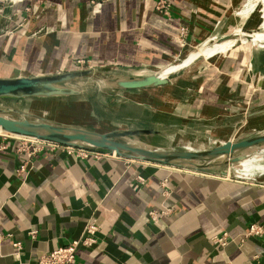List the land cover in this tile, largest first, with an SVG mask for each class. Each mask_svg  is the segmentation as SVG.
<instances>
[{
	"label": "crops",
	"instance_id": "1",
	"mask_svg": "<svg viewBox=\"0 0 264 264\" xmlns=\"http://www.w3.org/2000/svg\"><path fill=\"white\" fill-rule=\"evenodd\" d=\"M161 1L0 3V78L92 68L142 77L219 34L199 57L208 62L197 65V59L186 67L190 72L181 69L170 76V85L160 87L174 91L156 96L166 106L154 112L221 127L207 142L236 138L237 131L223 127L226 121L264 108V39L224 55L216 49L231 41L219 43L233 28L235 15L255 0H164L170 17L156 12ZM38 2L45 8L27 16L25 10ZM7 20L11 33L5 30ZM110 92L121 107L128 105L124 117H146L129 107L135 104L143 113L142 90ZM263 124L261 119L245 132L264 130ZM240 166L248 176L264 170L257 157ZM168 209L157 222L151 219L150 212ZM89 222L99 227L97 244L81 246L74 264H264V235L243 238L253 224L264 227V177L239 181L103 153L82 159L64 147L30 158L17 138L0 135V264H38L41 255L79 239ZM223 233L233 241L226 247L213 244L212 238ZM16 243L22 246L20 259Z\"/></svg>",
	"mask_w": 264,
	"mask_h": 264
},
{
	"label": "water",
	"instance_id": "2",
	"mask_svg": "<svg viewBox=\"0 0 264 264\" xmlns=\"http://www.w3.org/2000/svg\"><path fill=\"white\" fill-rule=\"evenodd\" d=\"M233 37L228 35L221 42ZM100 71L92 68L57 75L0 78V99L36 100L42 104L44 100L48 101L47 110L41 109V114L23 112L15 107H0V134L239 181H257L264 177V170L244 175L240 166L243 161L253 157L264 162V130L240 139L222 137L207 142L209 138L216 137V130L221 127L189 119L161 117L158 113L157 118L123 116L117 121L120 124L116 127L113 125L115 122H112L114 119L107 118L103 122L105 126L109 125L108 130L93 129L78 122L55 120L42 115L53 112L58 106L72 109L75 105L71 100L84 97V92L67 84L80 79L101 81L113 91H124L165 87L171 83L169 77L175 74L169 77L157 74L121 77L105 75ZM69 99V106L66 107L64 100ZM261 119H264V108L226 121L223 127L237 131L242 124H256ZM156 137L166 142L170 140V145L149 141ZM179 137L187 139L186 142L192 147L174 146L171 140H179Z\"/></svg>",
	"mask_w": 264,
	"mask_h": 264
},
{
	"label": "rangeland",
	"instance_id": "3",
	"mask_svg": "<svg viewBox=\"0 0 264 264\" xmlns=\"http://www.w3.org/2000/svg\"><path fill=\"white\" fill-rule=\"evenodd\" d=\"M252 8H256V9L252 10L251 12H248ZM234 18L236 21H234L235 24H233L234 25L233 28L235 29L232 28L229 33L225 34L227 36L232 35L234 37L233 39H231V41L223 42V43H220L221 42V38H220L219 40L220 44L216 49L217 55H224L227 51H229L231 48L235 46H239V45L249 46V45H255V43L260 42L259 40H256L257 35L264 33V7H263V3L260 2V0L252 1L250 4L247 5L246 8H244L242 11L236 14ZM186 49H191V47L187 46ZM187 55L188 54L185 53L180 60L176 61L172 65L180 64ZM208 61L209 60L200 58L198 60L197 65H201L202 63ZM165 68L166 67L157 69L155 73H160ZM189 68H184V69L190 72ZM100 72L105 75L114 74V72L107 70H101ZM180 72L175 73V75H177ZM142 74L148 76L154 74V72L145 71V73L143 72ZM175 75L173 74L171 76H175ZM177 80H174V82H176ZM67 85L82 90L84 92V97H79V98H75L74 100H71L72 102H74L73 104L75 105L72 109H70V107L62 108V106H58L54 108L53 112H48L47 114L43 113L42 115L49 116L55 120L78 122L86 126H89L93 129L108 130L109 125L105 126L103 122L105 119L112 118V120L113 119L114 120L111 121L115 122L113 123V125H115V127L119 126L118 124L120 123H118L117 121L121 120V118L124 116V113L128 111L127 110L128 105L121 107V104H119V100H117V98L111 97V92H110L111 88H109L106 84L102 83L101 81L84 78L77 80L75 82L68 83ZM161 91L164 92L165 94H169L172 93L174 89L165 88L164 90H162V88L161 89L157 88L153 90V88H147L146 90H142V92H138L141 93L140 96H142L143 99L146 101L145 106H142L145 111L143 110V113L140 112L142 110L137 109V106L135 104H132L131 106H129L132 109L130 113L132 114L141 113L145 115L147 118L159 117L154 111L157 110L156 108H159V106L161 105L162 107L166 106L165 100L156 98V96L159 97L160 95L159 93ZM179 97L180 96H178V98ZM69 101L70 99L64 100L66 107L69 106L70 103ZM0 107H16L22 111H30V112L38 113L41 111V109L43 111L47 110L48 102H44L42 104L40 101H36V100L31 101V100L0 99ZM242 126L240 129L237 130L238 134L251 130L254 127L253 124L252 125L247 124L243 128ZM260 127H264V124ZM149 141L157 144H165L167 146L170 145L168 144L170 142L169 140L168 142H166L165 139L158 137L151 138L149 139Z\"/></svg>",
	"mask_w": 264,
	"mask_h": 264
},
{
	"label": "built area",
	"instance_id": "4",
	"mask_svg": "<svg viewBox=\"0 0 264 264\" xmlns=\"http://www.w3.org/2000/svg\"><path fill=\"white\" fill-rule=\"evenodd\" d=\"M25 0H0V3L4 4V7H12L15 4L22 3ZM43 8H45V5H43L41 2L36 3L34 6L29 7L25 10V13L27 16H35L36 14L40 13ZM156 12L163 17H170L171 15V6L166 1H161L157 8ZM10 20L6 21L5 30L8 33H11V26H10ZM185 34V32L183 33ZM79 66H84L86 63L85 61H79L77 63ZM2 136H8L4 134H0ZM17 138L20 141V150L24 153H27V155L31 158L39 153H42L46 151L47 149H55L58 147H64L70 154H75L78 157L82 159H89V158H99L102 156V153L95 152L88 149H81V148H74V147H67V146H61L58 144L50 143V142H44V141H38L33 139H27V138ZM138 181L140 183H144V179L141 177H138ZM164 195L168 197L169 191L167 187V183H164ZM171 209H168L166 211H162L161 213L152 211L150 212V217L153 221L157 222L160 215H167L169 212H171ZM99 231V227L91 222H89L82 234V236L79 239L73 240L68 245L61 247L51 253L41 255L38 259V264H74L77 259V252L78 249L83 247H92L95 244H97V232ZM37 235V232H31L30 236L32 239H35ZM264 235V227L260 224H253L249 230L244 233L243 238L248 239L251 237H262ZM243 240V239H242ZM233 241V238L228 233H223L221 235H216L212 238L213 244L219 247H226ZM17 248V252L15 253V257L17 259H20V250L22 248L20 243H16L14 245Z\"/></svg>",
	"mask_w": 264,
	"mask_h": 264
},
{
	"label": "bare ground",
	"instance_id": "5",
	"mask_svg": "<svg viewBox=\"0 0 264 264\" xmlns=\"http://www.w3.org/2000/svg\"><path fill=\"white\" fill-rule=\"evenodd\" d=\"M260 2H262L263 3V7H264V0H260ZM256 8H252L251 10H249L248 12H251L252 10H255ZM219 34H215V35H213L212 36V39H210V40H208L206 43H204V45L203 46H201V48H199L198 50H196V51H194V52H191V53H189L188 55H187V58L184 60V61H182L180 64H176V65H170V66H167L162 72H160V73H155V74H157V75H162L163 77H169L171 74H173V73H176V72H179L181 69H184V68H186V67H189L190 65H192L193 63H195L196 61H197V59H199V57L200 56H204L207 52H208V50L210 49H208V50H206L210 45H212L214 42H215V40H216V38H217V36H218ZM246 39H247V37H246ZM262 39H264V33H262V34H259V35H257V38H256V40H259V41H261ZM249 40V39H248ZM206 50V51H205ZM205 51V52H204ZM170 78V77H169ZM167 87V86H166ZM160 88V87H159ZM164 88V87H163ZM157 89V88H156ZM45 102H48L47 100H44ZM15 109H18V108H16L15 107ZM20 110V109H19ZM22 111V110H21ZM23 112H30V111H23ZM30 113H32V112H30ZM261 131H263V130H261ZM261 131H259V132H261ZM259 132H245V133H242V134H240V135H238L236 138H234V139H240V138H243V137H246V136H248V135H253V134H257V133H259ZM182 139H185V138H181V137H179V140L177 139V140H175V139H173V140H171V142H172V144L174 145V146H177V145H180V146H186V147H192L190 144H188L187 142H186V140L187 139H185V140H182ZM170 141V140H169ZM185 141V142H184ZM214 141H216V140H214ZM214 141H210V142H214ZM252 158H249V159H247V160H245V161H243L241 164H244V163H246L247 161H250Z\"/></svg>",
	"mask_w": 264,
	"mask_h": 264
}]
</instances>
